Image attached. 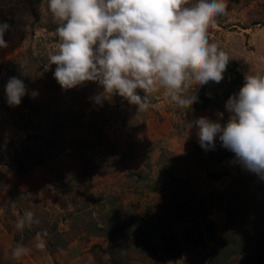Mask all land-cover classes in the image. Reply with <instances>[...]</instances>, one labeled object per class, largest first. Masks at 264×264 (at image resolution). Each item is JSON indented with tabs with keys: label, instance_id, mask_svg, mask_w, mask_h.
Returning <instances> with one entry per match:
<instances>
[{
	"label": "rangeland",
	"instance_id": "rangeland-1",
	"mask_svg": "<svg viewBox=\"0 0 264 264\" xmlns=\"http://www.w3.org/2000/svg\"><path fill=\"white\" fill-rule=\"evenodd\" d=\"M226 4L207 29L230 57L224 79L187 85L191 105L159 89L139 111L119 96L93 103V82L61 89L45 0H0V264H264V180L189 130L202 116L227 122L244 76L264 75V0ZM11 77L28 90L18 106L5 97ZM28 210L39 223L18 231ZM19 243L30 252L17 260Z\"/></svg>",
	"mask_w": 264,
	"mask_h": 264
},
{
	"label": "clouds",
	"instance_id": "clouds-1",
	"mask_svg": "<svg viewBox=\"0 0 264 264\" xmlns=\"http://www.w3.org/2000/svg\"><path fill=\"white\" fill-rule=\"evenodd\" d=\"M50 22L56 25L58 51L49 56L48 69L61 89L86 82L102 91L91 97L103 105L119 96L139 111L150 108L149 94L165 89L178 104L191 105L182 94L187 85L220 83L230 63L229 55L210 44L207 29L226 12V0H45ZM10 29L0 23V49ZM9 106H18L27 95L23 79L11 77L4 87ZM143 93L141 95L140 93ZM37 92L32 93L35 98ZM229 119L220 123L202 116L190 122L199 146L214 150L216 141L234 154L235 161L264 180V75L244 76L243 86L228 98ZM39 223L26 211L15 222L18 231ZM48 232L37 233L36 247L46 249ZM30 252L23 243L11 255L21 259Z\"/></svg>",
	"mask_w": 264,
	"mask_h": 264
},
{
	"label": "trees",
	"instance_id": "trees-1",
	"mask_svg": "<svg viewBox=\"0 0 264 264\" xmlns=\"http://www.w3.org/2000/svg\"><path fill=\"white\" fill-rule=\"evenodd\" d=\"M50 243V242H49ZM48 243V244H49ZM57 250L62 249L65 246V243L63 241L57 242V244L54 245Z\"/></svg>",
	"mask_w": 264,
	"mask_h": 264
}]
</instances>
